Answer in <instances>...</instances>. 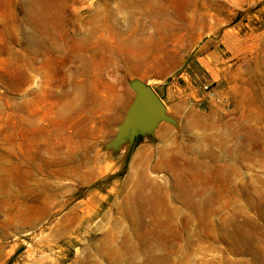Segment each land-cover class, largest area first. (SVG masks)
<instances>
[{"label": "rangeland", "instance_id": "374dc122", "mask_svg": "<svg viewBox=\"0 0 264 264\" xmlns=\"http://www.w3.org/2000/svg\"><path fill=\"white\" fill-rule=\"evenodd\" d=\"M0 264H264V0H0Z\"/></svg>", "mask_w": 264, "mask_h": 264}, {"label": "water", "instance_id": "95a60500", "mask_svg": "<svg viewBox=\"0 0 264 264\" xmlns=\"http://www.w3.org/2000/svg\"><path fill=\"white\" fill-rule=\"evenodd\" d=\"M135 98L118 127L117 141L131 140L150 131L161 120H167L165 106L154 90L139 81L133 82Z\"/></svg>", "mask_w": 264, "mask_h": 264}, {"label": "crops", "instance_id": "0c3cea01", "mask_svg": "<svg viewBox=\"0 0 264 264\" xmlns=\"http://www.w3.org/2000/svg\"><path fill=\"white\" fill-rule=\"evenodd\" d=\"M218 51H207L205 55L201 56V59L198 57L188 61L184 70L177 77V85H173L174 89L166 90L168 98L175 91L179 94L182 91V94H180L181 98L189 99L194 97L200 93V84L212 82L215 80L214 77H219L218 72H212V70L220 69V62L222 61L218 55ZM160 99L164 101L161 97Z\"/></svg>", "mask_w": 264, "mask_h": 264}, {"label": "built area", "instance_id": "2783aa9c", "mask_svg": "<svg viewBox=\"0 0 264 264\" xmlns=\"http://www.w3.org/2000/svg\"><path fill=\"white\" fill-rule=\"evenodd\" d=\"M201 90L205 93L206 99L214 100L220 105L228 106V99L226 97H221L217 94L214 83H203L201 85Z\"/></svg>", "mask_w": 264, "mask_h": 264}, {"label": "bare ground", "instance_id": "6f19581e", "mask_svg": "<svg viewBox=\"0 0 264 264\" xmlns=\"http://www.w3.org/2000/svg\"><path fill=\"white\" fill-rule=\"evenodd\" d=\"M49 12H50V10H49Z\"/></svg>", "mask_w": 264, "mask_h": 264}]
</instances>
